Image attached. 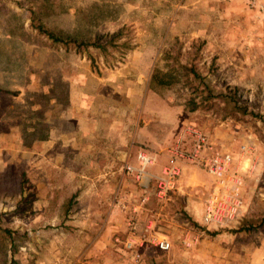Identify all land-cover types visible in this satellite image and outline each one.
<instances>
[{
    "label": "rangeland",
    "instance_id": "1",
    "mask_svg": "<svg viewBox=\"0 0 264 264\" xmlns=\"http://www.w3.org/2000/svg\"><path fill=\"white\" fill-rule=\"evenodd\" d=\"M188 128L250 149L227 226L201 166L166 201L124 169L157 174ZM0 264H264V0H0Z\"/></svg>",
    "mask_w": 264,
    "mask_h": 264
},
{
    "label": "built area",
    "instance_id": "2",
    "mask_svg": "<svg viewBox=\"0 0 264 264\" xmlns=\"http://www.w3.org/2000/svg\"><path fill=\"white\" fill-rule=\"evenodd\" d=\"M185 134L192 138L191 151L186 153L176 145L169 151V158L157 174L148 172L156 163V157L142 151L136 156V164L134 166L126 164L124 169L134 177L140 187L147 188L153 181L156 198L159 201H166L171 194L179 190L180 179L187 161L201 166L212 180L203 208L202 222L213 227L227 226L236 220L242 210V188L252 167L246 169L241 167L244 161L248 160L247 157L251 156L250 149L244 146L238 161L233 160V156L229 153L209 157L207 152L211 151V147L205 135L190 128ZM246 171H249L248 174H245ZM146 242L160 251H167L170 248L169 242L165 239L150 237ZM128 243L141 248L144 241H128Z\"/></svg>",
    "mask_w": 264,
    "mask_h": 264
},
{
    "label": "trees",
    "instance_id": "3",
    "mask_svg": "<svg viewBox=\"0 0 264 264\" xmlns=\"http://www.w3.org/2000/svg\"><path fill=\"white\" fill-rule=\"evenodd\" d=\"M36 29L38 32L44 36H46L49 40H51L53 43H61L66 45L69 42H72L69 37H60L59 35L53 33L52 31L46 29L43 27V25L36 26ZM73 43L76 45V49L80 50L81 47H90V46H96L94 43H77L76 41H73ZM198 104H195L194 102L191 103L190 111L193 112L198 108ZM219 229V228H218ZM216 229V230H218Z\"/></svg>",
    "mask_w": 264,
    "mask_h": 264
}]
</instances>
